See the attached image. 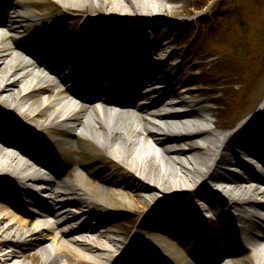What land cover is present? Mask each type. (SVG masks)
Wrapping results in <instances>:
<instances>
[{
	"label": "bare ground",
	"instance_id": "6f19581e",
	"mask_svg": "<svg viewBox=\"0 0 264 264\" xmlns=\"http://www.w3.org/2000/svg\"><path fill=\"white\" fill-rule=\"evenodd\" d=\"M7 8L20 10L24 17L12 24L16 36L9 39L11 46L42 62L50 49L56 60L49 63L54 72L61 70L64 59L84 58L96 73L89 80L99 82L105 77L110 82L133 84L138 90L147 85V91L160 88V83H155L157 78L170 73L166 82L182 102L205 108L216 129L225 127L214 120L218 110L206 107L218 99H186L204 92L194 77L187 83L179 79L188 60L172 62L175 54L170 46L176 47L179 42H170L169 32L182 17L181 12L187 10L184 0H0V13ZM70 13L81 21L67 22ZM97 20L101 24L94 28L92 22ZM81 23L89 27L85 29ZM110 27L126 30L130 39H137L133 50H115L112 34L104 33ZM32 31L39 32L38 41L33 40ZM157 35L160 42L153 41ZM45 42L55 48L62 45L64 54ZM142 42L146 43L145 49H141ZM11 46L0 50V140L22 148L35 166L49 170L51 179L25 167L27 160L22 155L15 157L24 161H16L17 169L3 161L0 264H57L61 260L63 264H164L162 256L172 246L190 249L192 261L182 262L176 256L167 259L166 264L222 262L227 257L220 249L231 252L233 248L228 240L232 223L222 226L219 235L210 230L209 213L224 212L209 204L210 197L229 213L235 210V215L231 214L235 228L246 235L248 245H262L257 257L264 262V205L254 204L243 211L242 201L228 202L209 188L218 180L249 181L252 174L236 177L224 169L238 162L236 147L249 148L264 139V132L254 131L246 123L242 127L245 134L235 139V135L202 132V145L190 141L183 147L172 135H106L109 132L101 127H80L74 118L62 120L51 112L38 91L27 90L23 77L28 71H22ZM72 73L71 77L77 75L74 70ZM76 79L84 81L79 76ZM67 98L78 106V102ZM260 106L264 111V100ZM88 112L105 115L116 110L96 107L88 108ZM200 126L192 124L189 130ZM79 129L81 133L77 134ZM252 178L264 182L262 177ZM260 196L254 202L264 198ZM32 205L38 211L31 210ZM44 218L45 222L40 221ZM30 224L32 228L24 230ZM50 240L52 256L46 247ZM108 244L115 253L111 262L105 255ZM244 250L241 246L237 252ZM234 264H250V258H237Z\"/></svg>",
	"mask_w": 264,
	"mask_h": 264
},
{
	"label": "rangeland",
	"instance_id": "374dc122",
	"mask_svg": "<svg viewBox=\"0 0 264 264\" xmlns=\"http://www.w3.org/2000/svg\"><path fill=\"white\" fill-rule=\"evenodd\" d=\"M184 3L187 10L181 12L182 17L169 32L170 42H179L176 47L170 46V50L175 54L172 62L176 63L183 58L188 60L179 79L187 83L194 77L196 82H200L197 87L205 92L188 100L208 97L222 102V105L217 107L220 114L216 120L225 127L213 128L217 133H229L235 135V139L245 134L242 127L246 123L253 130L264 132V111H259L264 100V0H184ZM70 16L67 22L81 21L77 15L70 13ZM81 24L85 29L89 27L87 24ZM100 24L98 20L92 22L94 28ZM104 33L112 34L111 41L114 42L115 50L130 49L138 42L137 39H130L123 29L114 31L110 27L104 30ZM159 36L153 37V41L160 42ZM145 42L141 43V49H145ZM57 47L64 49L62 45ZM138 56L141 57L140 53ZM7 63L10 65V62ZM194 65L196 67L192 68ZM23 84L26 86L25 81ZM208 89L210 91H205ZM206 107L215 110L211 103L206 104ZM79 132L81 133L80 129L76 131L77 134ZM104 155L117 164V161L109 158L105 152ZM25 159L31 162L30 159ZM210 198L209 204L215 206L216 202ZM222 210L223 213L215 215L217 221L214 230L219 235L221 227L231 221L228 240L234 248L237 246L236 238L239 235V230L235 228L237 224L231 219L235 213L232 210L230 213L228 210ZM207 226L213 227L212 223ZM27 229L29 227L24 230ZM51 245L50 240L46 245L48 253ZM57 264H63L62 260Z\"/></svg>",
	"mask_w": 264,
	"mask_h": 264
}]
</instances>
